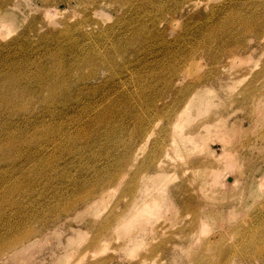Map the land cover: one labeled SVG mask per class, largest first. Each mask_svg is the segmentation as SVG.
<instances>
[{"label": "rangeland", "instance_id": "rangeland-1", "mask_svg": "<svg viewBox=\"0 0 264 264\" xmlns=\"http://www.w3.org/2000/svg\"><path fill=\"white\" fill-rule=\"evenodd\" d=\"M0 1V264H264V0Z\"/></svg>", "mask_w": 264, "mask_h": 264}, {"label": "bare ground", "instance_id": "bare-ground-1", "mask_svg": "<svg viewBox=\"0 0 264 264\" xmlns=\"http://www.w3.org/2000/svg\"><path fill=\"white\" fill-rule=\"evenodd\" d=\"M75 1V3H79V4H82V5H84V6H86V5H88L89 3H94V2H96V1H98V0H74ZM100 1V0H99ZM110 1V0H109ZM114 1V0H113ZM117 1H123V2H127V1H129V0H117ZM70 2H72V1H70ZM101 3H107V2H104V0H101ZM78 4V5H79ZM2 2L0 1V17H4V11H5V9H3L2 8ZM89 6V5H88ZM87 8V7H86ZM89 9V8H88ZM4 10V11H3ZM83 10V9H82ZM92 10V9H91ZM89 14V13H88ZM1 19V18H0ZM95 22V21H94ZM92 24H93V22H92ZM78 27L75 29V31L78 33V34H81V35H84V36H89V34H91L92 33V29H86L85 28V30H84V24H83V22L82 21H79L78 22ZM24 34V33H23ZM26 35V34H25ZM80 35V36H81ZM21 36V35H20ZM20 36H18V37H20ZM88 36H87V40H88ZM25 38H26V36H25ZM24 38V39H25ZM90 39H91V36H90ZM17 40V39H16ZM86 40V39H85ZM21 41V40H20ZM93 41V40H92ZM14 42V41H13ZM15 42H17L18 43V41H15ZM21 42H23V40L21 41ZM88 42V41H87ZM90 42V41H89ZM11 43V42H10ZM9 43V44H10ZM114 43V42H113ZM20 44V43H19ZM91 44H93V43H91ZM90 45V44H89ZM5 46H6V44H5ZM15 47H16V45H14ZM20 48V47H19ZM18 48V49H19ZM23 48V47H22ZM113 48V47H112ZM116 48H119V47H116ZM15 49V48H14ZM17 49V48H16ZM17 49V50H18ZM24 49H26V48H24ZM114 49H115V47H114ZM113 49V50H114ZM20 50V49H19ZM18 50V51H19ZM24 51V50H23ZM20 52V51H19ZM21 53V52H20ZM102 53V52H101ZM109 53V52H108ZM100 56H102L103 57V55L102 54H99ZM104 58H105V56H104ZM102 59V61L103 60H105V62L107 61V59ZM111 58V57H110ZM102 61L100 62V63H102ZM10 62H13V61H10ZM103 63H104V61H103ZM107 63H108V61H107ZM12 64V63H11ZM88 64V63H87ZM105 64V63H104ZM9 65H10V63H9ZM106 65V64H105ZM104 65V66H105ZM12 67H16V66H12ZM14 69V68H13ZM55 71H56V69H55ZM11 72V71H10ZM77 72V71H76ZM9 73V72H8ZM14 73V72H13ZM53 73H55V72H53ZM52 73V74H53ZM4 74V73H3ZM39 74V73H38ZM14 75V74H13ZM10 76H11V74H10ZM9 76V77H10ZM24 76V75H23ZM34 76H36V75H34ZM49 76V75H48ZM51 76H54V75H51ZM1 77V76H0ZM5 77H7V79H8V76L6 75ZM50 77V76H49ZM54 77H56V76H54ZM53 77V78H54ZM4 78V77H3ZM3 78H1V82H3V81H5L6 82V79L4 80ZM11 78H13L14 80L16 79V76L14 75V77L12 76ZM119 78V77H118ZM2 79H3V81H2ZM11 80V79H10ZM14 80H11V82L12 81H14ZM38 80H41V79H38ZM56 80V79H55ZM54 80V81H55ZM65 80V79H64ZM18 81H19V78H18ZM45 81V80H44ZM48 81V80H47ZM110 81V80H109ZM118 81H120V80H118ZM10 82V83H11ZM15 82V81H14ZM16 82H17V79H16ZM50 83H53V81L51 82V81H49ZM49 82H47L46 84H48ZM59 82H61V80H59L58 82H57V85H58V83ZM8 83V82H7ZM18 83V82H17ZM36 83V82H35ZM42 83V82H41ZM45 83V82H44ZM44 83H42L43 84V87H45V85H44ZM63 83L65 84L66 82H64L63 81ZM111 83V82H110ZM116 83H118V82H116ZM115 83V84H116ZM121 83H122V81H121ZM9 84V83H8ZM8 84H5V86L6 85H8ZM15 84V83H14ZM55 84V83H54ZM60 84V83H59ZM75 84V83H74ZM112 85H113V83H111ZM63 85V84H62ZM78 85V84H77ZM119 86H120V82H119V84H118ZM4 86V85H3ZM9 86H11V85H9ZM49 86H50V84H49ZM52 86V85H51ZM55 86H56V84H55ZM61 86V85H60ZM64 86V85H63ZM65 86H67V85H65ZM69 86V85H68ZM79 86V85H78ZM111 86V85H110ZM13 86H11V88H12ZM53 87V86H52ZM112 87V86H111ZM54 88H56V87H53V88H51V89H54ZM58 88V87H57ZM69 88H70V86H69ZM10 89V88H9ZM22 89V88H21ZM43 89V88H42ZM45 89V88H44ZM44 89H43V91H44ZM60 89V88H59ZM66 89H68L67 87H66ZM78 89V88H77ZM5 90V89H4ZM8 90V88H6V91ZM11 90V89H10ZM23 90V89H22ZM41 90V89H40ZM58 89H56V91H57ZM61 90V89H60ZM42 91V90H41ZM46 91V90H45ZM49 91H50V89H49ZM48 91V89H47V91H46V93L47 92H49ZM52 92H53V90H51ZM65 91V90H64ZM68 91H69V89H68ZM67 91V92H68ZM73 91H74V89H73ZM1 92V91H0ZM3 92V91H2ZM8 92V91H7ZM5 93L4 94V92H3V97H5V96H7V94L9 93L10 94V91L8 92V93ZM52 92H49L50 94H52L53 95V93ZM58 92V91H57ZM57 92H56V94H55V92H54V97H56V95L58 96V94H59V92H61V91H59L58 92V94H57ZM78 92V91H77ZM80 92V91H79ZM36 93V92H35ZM37 93H40V91H38ZM45 93V94H46ZM62 93V92H61ZM12 94V93H11ZM17 94V93H16ZM16 94H14V92H13V97H14V95L16 96ZM22 94V93H21ZM67 94V93H66ZM79 94V93H78ZM120 94H121V92H120ZM65 95V94H64ZM18 96V95H17ZM22 96V95H21ZM122 96V95H121ZM191 96V97H190ZM189 97H188V99L186 100V102H185V104L183 105V108L184 109H181V111H180V113L177 115V117L175 118V120H174V123H175V125L177 124V120L179 119L180 120V118H178V117H180V116H182V112H184L185 113V111L186 110H188V109H190V104H191V102L193 101V100H195L196 99V94H193V95H190ZM0 97H2V96H0ZM8 97V96H7ZM11 97V96H10ZM51 97H53V96H51ZM50 96H49V98H51ZM66 97V96H65ZM105 97V96H104ZM143 97V96H142ZM142 97L140 98V100L142 99ZM68 98V97H67ZM66 98V99H67ZM101 98H103V97H101ZM198 98H200V96L198 97ZM1 99H4V98H1ZM0 99V100H1ZM9 99V98H8ZM21 99V98H20ZM32 99H33V97H32ZM60 99H62V98H60ZM5 100V99H4ZM11 100L12 99H10V102H11ZM52 100V99H51ZM109 100V99H108ZM111 100V99H110ZM113 100V102L115 101L114 99H112ZM6 101H7V98H6ZM5 101V102H6ZM9 101V100H8ZM45 101V100H44ZM49 101V100H48ZM61 101V100H60ZM198 101V100H197ZM1 102V101H0ZM4 101L2 100V103H3ZM13 102H14V100H13ZM42 102V101H41ZM50 102V101H49ZM56 102V101H55ZM54 102V103H55ZM62 102H63V100H62ZM102 102V101H101ZM106 102H109V101H107L106 100ZM1 103V104H2ZM16 103V102H15ZM53 103V104H54ZM67 103V102H66ZM111 103V102H110ZM0 104V105H1ZM10 104V103H9ZM47 104V103H46ZM52 104V105H53ZM57 104V103H56ZM89 104V103H88ZM45 105V104H44ZM25 106V105H24ZM55 106V105H54ZM47 108V107H46ZM50 108V107H49ZM51 109V108H50ZM49 110V109H48ZM47 110V111H48ZM46 111V110H45ZM49 112V111H48ZM102 112V111H101ZM109 114V113H108ZM104 115V114H103ZM184 115V114H183ZM185 116H186V113H185ZM101 117V116H100ZM99 117V118H100ZM141 116H139V118H140ZM184 117V116H183ZM98 118V117H97ZM102 118V117H101ZM183 119V118H182ZM199 119V118H198ZM141 120V118L139 119V121ZM181 121V120H180ZM141 122V124L140 125H138V127H136L135 129H134V134L135 135H139V134H142V132L144 131V129H143V122H142V120L140 121ZM179 122V121H178ZM199 122V121H198ZM181 123V122H180ZM194 124V123H193ZM196 125L197 124H199V123H195ZM175 125L173 126V127H175ZM182 125V124H181ZM1 126V125H0ZM191 126V125H190ZM198 126V125H197ZM2 127V126H1ZM185 127V126H184ZM205 127V126H204ZM192 128H193V125H192ZM8 129V128H7ZM7 129H6V131H7ZM173 129H175V128H173ZM187 129V128H186ZM1 130V129H0ZM4 130V129H3ZM2 130V131H3ZM192 130V129H191ZM199 130V129H198ZM174 131V130H173ZM81 132H83V131H81ZM177 135H178V137L181 139V140H188V142H189V144L190 143H192V142H194V141H196V138H197V136H199L200 135V132L198 131L197 133H193V131L192 132H190V130H188L187 132L186 131H183V129H182V127H180V128H177L175 131H174ZM1 133V132H0ZM84 133H86V132H84ZM83 133V134H84ZM9 135H10V133H9ZM2 136V135H1ZM15 136V135H14ZM148 136V133H145L144 134V138L143 139H146V138H148L147 137ZM3 137H4V135H3ZM6 137H9V139L11 138V136H6ZM13 137V136H12ZM77 137H79L78 135H77ZM134 137V136H133ZM2 138V137H1ZM5 139V138H4ZM13 139V138H12ZM3 140V139H2ZM7 140V139H6ZM5 140V141H6ZM4 141V142H5ZM11 141V140H10ZM145 141V140H144ZM173 141H174V137H172V139H171V141H170V145L171 146H174V143H173ZM1 143V142H0ZM8 143V142H7ZM9 143H12V141L11 142H9ZM8 143V144H9ZM186 143V142H185ZM3 145H4V143H2ZM195 144V143H194ZM1 146V145H0ZM5 146V145H4ZM195 146H196V144H195ZM5 147H7V146H5ZM8 147H9V145H8ZM22 147V146H21ZM3 148V147H2ZM27 148V147H26ZM194 148V147H193ZM193 148H191V149H193ZM1 149V148H0ZM6 149V148H5ZM2 150V149H1ZM0 150V151H1ZM194 150V149H193ZM3 151V150H2ZM18 151H19V149H18ZM23 151V150H22ZM20 152V151H19ZM4 153V152H3ZM21 153V152H20ZM3 155V154H2ZM160 170V169H159ZM86 170H84V172H85ZM161 171V170H160ZM144 177V176H143ZM116 179H118L117 178V176L116 175H114V176H110V183L111 184H113L112 182H114ZM159 179V180H158ZM164 176L163 175H161V173L160 174H158V175H156L155 176V180H151V184L149 183V184H145L143 187V191H140V192H143L144 194H145V197L144 198H142L141 200H139V202H140V204H143V205H145V206H143V209L139 212V210L141 209V208H139V209H137V212H139V213H141L142 211L143 212H145V211H148V207L146 206V204L147 203H149V202H151V201H153V200H156V201H158L159 200V202H161V200H164V199H166V201H167V203H168V205H171V203H170V200H169V195H168V192L165 190V185H163V181H164ZM99 180V179H98ZM100 181V180H99ZM107 181H108V179H107ZM118 181V180H117ZM108 182V183H109ZM96 183H98V182H96ZM109 183V184H110ZM108 184V185H109ZM142 185V184H141ZM139 188V187H138ZM93 189V188H92ZM94 191V190H93ZM92 191V192H93ZM139 191V190H138ZM139 193V192H138ZM1 195V194H0ZM84 197H82V199H83ZM187 199H190L189 197L188 198H185L184 200H183V202L184 201H186ZM192 200V199H191ZM136 201V200H135ZM163 202V201H162ZM166 205H165V203H161L160 205L159 204H156L155 206H153V208H154V210H153V215H159L160 214V210H161V207L162 208H164ZM166 208V207H165ZM170 209H172V205L170 206V208H169V210ZM151 210V209H150ZM131 214V213H130ZM146 217H144V216H141L140 217V222H139V224L140 223H144V219H145ZM136 219H134L132 216H131V219H128V221H125L124 223H122L123 224V226H127V227H131V226H133L134 225V221H135ZM121 222V221H120ZM120 225H121V223H119ZM119 224H117L118 226H119ZM117 225H116V227H117ZM131 229V228H130ZM27 231H24V233L20 236V237H18V238H16V239H13V238H9V240L10 241H7L6 240V245H5V247H4V249H6V250H8V251H11V253H12V255H14L15 253H17V249L19 248V249H21V251H22V249H24V248H26V249H28V246L32 243L33 244V242H31L30 243V240H31V238H32V233H34V232H32V230H28V229H26ZM36 231V230H35ZM10 237H11V235L10 234H8ZM33 235H36V234H33ZM12 237H13V235H12ZM15 237H16V235H15ZM35 237V236H34ZM5 238H7V236L5 237ZM129 238H131V237H129ZM1 239H3V237L1 236ZM34 241V240H33ZM130 242L131 241H128V245L130 244ZM5 244V243H4ZM3 249V248H2ZM264 250V249H263ZM7 251V252H8ZM4 254H5V251H4ZM9 255V254H8ZM0 256H3V254L2 255H0ZM7 260V259H6ZM6 262V261H5ZM4 262V263H5Z\"/></svg>", "mask_w": 264, "mask_h": 264}]
</instances>
